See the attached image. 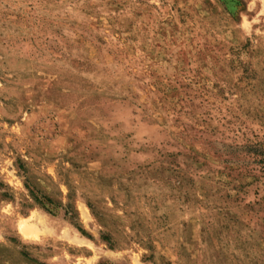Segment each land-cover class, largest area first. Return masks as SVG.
Here are the masks:
<instances>
[{
	"label": "rangeland",
	"instance_id": "1",
	"mask_svg": "<svg viewBox=\"0 0 264 264\" xmlns=\"http://www.w3.org/2000/svg\"><path fill=\"white\" fill-rule=\"evenodd\" d=\"M263 151L264 0H0V264H264Z\"/></svg>",
	"mask_w": 264,
	"mask_h": 264
},
{
	"label": "trees",
	"instance_id": "2",
	"mask_svg": "<svg viewBox=\"0 0 264 264\" xmlns=\"http://www.w3.org/2000/svg\"><path fill=\"white\" fill-rule=\"evenodd\" d=\"M264 152V151H263ZM261 156L263 157L262 158V161L264 162V154H261ZM48 201V203H51V201L50 200H47ZM42 205H44V204H42Z\"/></svg>",
	"mask_w": 264,
	"mask_h": 264
}]
</instances>
